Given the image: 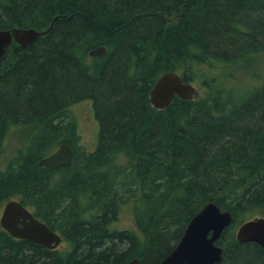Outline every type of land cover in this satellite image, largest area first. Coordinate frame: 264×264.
Wrapping results in <instances>:
<instances>
[{
    "label": "trees",
    "instance_id": "trees-1",
    "mask_svg": "<svg viewBox=\"0 0 264 264\" xmlns=\"http://www.w3.org/2000/svg\"><path fill=\"white\" fill-rule=\"evenodd\" d=\"M55 18L0 61V150L10 129L29 130L0 169V213L19 201L62 243L0 228V264H158L209 203L232 217L219 264H264V248L235 238L264 217V79L236 83L234 71L264 52V0H0V30L44 31ZM99 46L106 55L90 57ZM166 71L198 84L193 100L151 105ZM82 101L99 127L91 152L70 114ZM62 143L70 165L39 167ZM127 205L134 226L115 228Z\"/></svg>",
    "mask_w": 264,
    "mask_h": 264
},
{
    "label": "water",
    "instance_id": "water-1",
    "mask_svg": "<svg viewBox=\"0 0 264 264\" xmlns=\"http://www.w3.org/2000/svg\"><path fill=\"white\" fill-rule=\"evenodd\" d=\"M44 31L15 28L0 30V61L9 46L15 42L25 48L33 44L39 37L47 34ZM107 53L104 46L88 52L90 57H102ZM195 89L182 81V77L172 71L164 72L152 85L150 102L156 109L169 106L178 95L183 100H192ZM71 150L63 144L48 157H43L39 167L59 169L67 167L71 161ZM231 214L221 211L215 204L204 206L187 224L180 240L173 250L158 264H219L222 249L216 244L222 233L231 224ZM0 228L15 239L26 240L46 249H56L62 242L60 234L50 230L44 223L25 208L19 201H8L0 213ZM238 243H255L264 248V217L243 223L236 231ZM129 264H140L137 259Z\"/></svg>",
    "mask_w": 264,
    "mask_h": 264
},
{
    "label": "rangeland",
    "instance_id": "rangeland-1",
    "mask_svg": "<svg viewBox=\"0 0 264 264\" xmlns=\"http://www.w3.org/2000/svg\"><path fill=\"white\" fill-rule=\"evenodd\" d=\"M222 67L221 65V69ZM234 71L236 83L248 82L245 85H251L254 82L258 83L259 79L256 77L257 75L263 76L264 79V52L257 60H253L248 64L246 69H241L239 65H236ZM177 73L180 74L179 71H177ZM192 84L196 88V93L198 94V84ZM70 112L72 119L75 121V132L79 135L81 147L87 152L95 150L98 145L97 135L99 127L94 116L91 102L82 101L73 105L70 107ZM28 135L29 130L24 127H13L10 129L6 138L3 140L0 150L1 170H4L10 163H13L17 151L24 149ZM117 216L118 219L113 224L115 228L126 229L134 226L131 206L127 205L123 207Z\"/></svg>",
    "mask_w": 264,
    "mask_h": 264
},
{
    "label": "bare ground",
    "instance_id": "bare-ground-1",
    "mask_svg": "<svg viewBox=\"0 0 264 264\" xmlns=\"http://www.w3.org/2000/svg\"><path fill=\"white\" fill-rule=\"evenodd\" d=\"M99 47H100V46H99ZM96 48H97V47H96ZM92 50H93V49H92ZM241 57H242V56H241ZM1 60H2V59H1ZM246 60H247V59H246ZM160 76H161V75H160ZM160 76H159V77H160ZM159 77H158V78H159ZM190 85L195 89V94H194V96H193V98H194L195 95H196L197 90H196V88L194 87V85H193L192 83H190ZM176 97H179V96L176 95ZM179 98H180V97H179ZM193 98H192V100H193ZM173 99H174V98H173ZM173 99H172V101H173ZM149 100H150V96H149ZM150 103H151V102H150ZM151 105H152V104H151ZM152 106H153V105H152ZM63 144L67 145V146L70 148L71 153H72V156H71V161H72V158H73V150H72L71 146H70L69 144H67V143H62L61 145H63ZM61 145H60V146H61ZM60 146H59V147H60ZM59 147H58V148H59ZM56 150H57V149H56ZM56 150H55V151H56ZM55 151H54V152H55ZM50 155H51V154H50ZM50 155H49V156H50ZM47 157H48V156H47ZM105 159H106V158H105ZM40 160H41V159H40ZM40 160H39V161H40ZM71 161H70V163H71ZM102 163H103V162H102ZM69 165H70V164H69ZM69 165H68V166H69ZM221 211H222V210H221ZM35 218H37V217H35ZM37 219H38V218H37ZM38 220H39V219H38ZM39 221H40V220H39ZM40 222H42V221H40ZM42 223H44V222H42ZM44 224H45V223H44ZM45 225H46V224H45ZM46 226H47V225H46ZM186 226H187V225H186ZM47 227H48V226H47ZM48 228H49V227H48ZM49 229H50V228H49ZM50 230H51V229H50ZM52 231H53V230H52ZM57 234H58V233H57ZM235 238H236V237H235ZM220 248H221V247H220ZM221 249H222V248H221ZM161 261H162V260H161Z\"/></svg>",
    "mask_w": 264,
    "mask_h": 264
}]
</instances>
